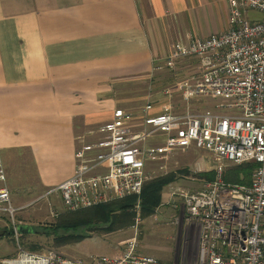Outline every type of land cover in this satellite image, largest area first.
Wrapping results in <instances>:
<instances>
[{"label": "crops", "instance_id": "crops-1", "mask_svg": "<svg viewBox=\"0 0 264 264\" xmlns=\"http://www.w3.org/2000/svg\"><path fill=\"white\" fill-rule=\"evenodd\" d=\"M227 27L220 0H0V155L10 198L33 202L37 190L46 195L70 178L77 148L95 143L114 111L141 113L146 105L133 107L178 41ZM172 101L162 95L149 115ZM165 197L156 211L174 218L183 203ZM183 229L188 263L198 256L200 228Z\"/></svg>", "mask_w": 264, "mask_h": 264}, {"label": "built area", "instance_id": "built-area-1", "mask_svg": "<svg viewBox=\"0 0 264 264\" xmlns=\"http://www.w3.org/2000/svg\"><path fill=\"white\" fill-rule=\"evenodd\" d=\"M226 9L227 30L201 39L178 41L166 59L168 69L194 60L197 74L177 80L162 95L178 96L187 107H166L149 115L116 110L99 129L100 138L82 144L75 153L74 174L50 190L58 194L65 212L103 206L139 197L151 176L148 162H163L174 153L194 148L215 164V179L200 192L171 189L184 206L185 224L200 228L197 264H264V0H220ZM222 100L232 115L193 112L194 100ZM163 137L162 144L150 140ZM257 164L249 186L222 181L225 166ZM0 210L13 215L0 155ZM140 221L137 218L131 228ZM2 264H167L139 251L137 239L126 242L118 256L74 260L57 252H18Z\"/></svg>", "mask_w": 264, "mask_h": 264}, {"label": "rangeland", "instance_id": "rangeland-1", "mask_svg": "<svg viewBox=\"0 0 264 264\" xmlns=\"http://www.w3.org/2000/svg\"><path fill=\"white\" fill-rule=\"evenodd\" d=\"M167 69L164 67L162 73L150 83L151 86H148L149 89L146 92L147 99L133 108L137 109L147 104L154 105L155 101L161 98L165 88L172 87L177 80L189 77L191 76L189 74L197 71V63L192 59L184 60L178 62L175 69ZM224 105L222 100L200 99L192 101L190 109L193 112L211 111L224 116L232 115V112L225 109ZM171 107L174 112H180L187 106L175 95ZM157 140L162 144L164 138L159 137ZM152 141L154 140H150L148 144H154ZM214 166L213 159L208 154L194 148L174 152L166 161H152L145 165V173L151 176V180L145 184L172 174L175 180L170 185L165 186L161 194L163 202H166L164 201L166 194L170 199L172 198L171 189L189 193L202 191L206 182L197 175L213 171ZM230 167L232 165L227 164L225 170ZM35 193L36 196L31 198L32 200L35 199L33 202H14L11 196V205L18 210L13 215L0 210V264L3 260L14 258L21 251L33 254L53 251L83 261L90 257L118 256L126 242L133 238L137 239L140 252L163 263L197 264L196 256L192 257L191 262L182 261L184 258L183 237L180 236L178 227H181V234H183V228L186 224L185 222L180 224L178 220L180 212H183L181 215L184 214V208L180 207V204L177 210L172 211L174 218L159 217L158 211L153 216L144 219L139 215L140 221L135 225V229L130 227L111 234L96 232V234L94 233L96 237L81 244L58 246L53 238L65 234L57 222L66 213L60 196L58 194L45 195L38 190ZM177 199L176 202H182L179 198ZM139 203L140 200L137 198L135 211H138V214H140ZM166 210L171 211L168 208ZM175 218L179 223H174ZM18 226H29L33 232L31 234H19ZM77 234H82V232L78 231Z\"/></svg>", "mask_w": 264, "mask_h": 264}, {"label": "trees", "instance_id": "trees-1", "mask_svg": "<svg viewBox=\"0 0 264 264\" xmlns=\"http://www.w3.org/2000/svg\"><path fill=\"white\" fill-rule=\"evenodd\" d=\"M256 167L257 164L254 163L232 166L225 170L222 181L231 186H249ZM197 176L205 182H212L215 179L214 171L201 173ZM174 180V176L170 174L145 184L139 197H128L87 210L66 212L57 222L65 234L54 237L55 244L58 246L74 244L86 239L92 233L111 234L130 228L137 218L135 211L137 198L140 200V217L148 218L159 208L163 188ZM78 231H81L82 234H77Z\"/></svg>", "mask_w": 264, "mask_h": 264}, {"label": "water", "instance_id": "water-1", "mask_svg": "<svg viewBox=\"0 0 264 264\" xmlns=\"http://www.w3.org/2000/svg\"><path fill=\"white\" fill-rule=\"evenodd\" d=\"M33 232L32 228L29 226H18L19 234H31Z\"/></svg>", "mask_w": 264, "mask_h": 264}]
</instances>
